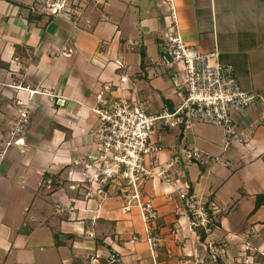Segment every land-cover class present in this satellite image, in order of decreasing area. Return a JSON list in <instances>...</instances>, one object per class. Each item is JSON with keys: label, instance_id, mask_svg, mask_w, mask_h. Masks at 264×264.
I'll return each mask as SVG.
<instances>
[{"label": "crops", "instance_id": "0c3cea01", "mask_svg": "<svg viewBox=\"0 0 264 264\" xmlns=\"http://www.w3.org/2000/svg\"><path fill=\"white\" fill-rule=\"evenodd\" d=\"M41 1L0 0V264L12 247L27 246L39 249L33 264L41 257L50 264H149L133 190L112 181L105 199L87 196L96 186L83 159L94 150L93 109L104 85L110 88L107 99L134 100L147 115L172 113L179 104L182 74L163 48L175 31L167 7L163 0H96L81 8L75 24L44 14ZM173 5L182 41L199 53L216 51L218 62L231 65L240 87L257 99L233 119L248 133L243 144L227 143L223 128L203 121L188 130L179 124L154 131L161 149L145 159L150 173L138 193L157 212L156 260L264 264V202L256 207L257 198L264 199V125L258 123L264 108V0ZM15 87L39 93L25 130L12 137L14 98L27 95ZM185 148L213 161L184 164ZM182 193L216 208L208 233L193 226ZM45 247L50 251L40 256Z\"/></svg>", "mask_w": 264, "mask_h": 264}, {"label": "built area", "instance_id": "2783aa9c", "mask_svg": "<svg viewBox=\"0 0 264 264\" xmlns=\"http://www.w3.org/2000/svg\"><path fill=\"white\" fill-rule=\"evenodd\" d=\"M92 1L96 0H42L40 10L46 15L73 18L72 21L76 24L81 8ZM163 3L167 7L170 28H175L163 43V48L170 63L178 66L182 74L183 82L178 88L179 104L172 113L164 109L156 116L147 115L134 100L123 97L113 101L107 99L104 92L110 93V88L109 85H104L102 91L95 96L97 106L93 112L98 117V124L93 131L96 139L94 150L83 159V168L91 171L90 180L96 186L93 190L85 191L87 196L95 194L105 199L108 196L106 186L112 181L120 188L130 187L133 190L131 198L140 211L150 251L149 264H160L156 260L160 239L152 231L157 212L150 201H140L138 185L150 173L145 166V159L161 149L159 138L152 139L154 131L179 124H182L184 130H188L194 121H203L223 128L227 143L243 144L247 142L248 133L238 129L233 119L251 107L257 99V95L240 87L231 65L218 62L216 51L199 53L182 41L177 31L173 0H163ZM62 53L68 54L66 49ZM114 64L117 68L123 66L120 60L114 61ZM15 88L27 95L25 98L18 95L14 98L17 119L10 131L12 137L25 130L30 120L32 97L39 93L37 90ZM258 123L264 125V108L260 111ZM19 141L15 139L13 143L18 144ZM10 144V141L5 142V146ZM180 160L184 164L192 160L205 164L213 161L194 148L182 149ZM121 182L128 186H123ZM181 198L189 201L193 226L208 233L212 220L210 212L216 211V208L186 193H182ZM130 206L128 202L124 210H129ZM210 247L215 249L213 244Z\"/></svg>", "mask_w": 264, "mask_h": 264}, {"label": "rangeland", "instance_id": "374dc122", "mask_svg": "<svg viewBox=\"0 0 264 264\" xmlns=\"http://www.w3.org/2000/svg\"><path fill=\"white\" fill-rule=\"evenodd\" d=\"M11 245H12V243L9 242V246L6 248V250H8V248H10ZM33 248L34 247L27 246V248L25 250H23V248L12 247V251L8 255L5 264H23V263L24 264H27V263L33 264V258H34V256H37V252L39 250L37 248L36 249H33ZM49 251H50V248L45 247L44 252L40 256H42L43 254H48ZM4 255H5V252L0 253L1 257ZM41 260L42 261H40L38 263H40V264L52 263V261H50V262L47 261V259L45 257L44 258L41 257ZM36 262L34 264H38Z\"/></svg>", "mask_w": 264, "mask_h": 264}, {"label": "trees", "instance_id": "16d2710c", "mask_svg": "<svg viewBox=\"0 0 264 264\" xmlns=\"http://www.w3.org/2000/svg\"><path fill=\"white\" fill-rule=\"evenodd\" d=\"M142 55H143V53H142ZM263 202H264V199L257 198V200H256V207L260 206V204H262ZM57 244H58V242H57Z\"/></svg>", "mask_w": 264, "mask_h": 264}]
</instances>
